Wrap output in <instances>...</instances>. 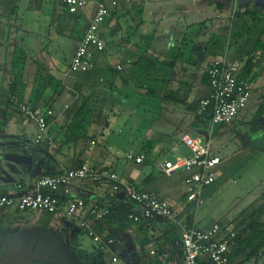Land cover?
I'll return each instance as SVG.
<instances>
[{
    "label": "crops",
    "instance_id": "0c3cea01",
    "mask_svg": "<svg viewBox=\"0 0 264 264\" xmlns=\"http://www.w3.org/2000/svg\"><path fill=\"white\" fill-rule=\"evenodd\" d=\"M97 1L90 0L86 8L71 13L60 0H0V49L6 51L5 59L0 60V188L11 191L17 184H23V190H28L41 175H58L79 167L89 159L98 170H112L120 180L134 183L140 190L168 201L173 216L171 219L155 218L139 224L116 216L109 223L103 220L97 222L96 227L104 231L100 235L115 239L117 244L113 251H109L85 234L91 243H88L89 258L84 264H106L104 256H112V261L117 264H183L184 251L180 244L182 229L198 226L188 211L194 203L187 201L185 204L182 199L186 196L189 173L168 176L159 170V165L164 159L173 160L168 155L178 152L183 135L202 139L209 137L211 122L204 123L198 106L199 100L211 93L205 78L206 69L216 57L220 58L226 52L232 58L240 50L241 44L249 45L247 51L252 48L255 40L260 38L259 32L243 33L238 41L233 36L243 26L249 28L255 25L251 14H258L262 26L264 0H117V6L110 4L111 15L101 25V37L106 49L104 52L93 49L91 53L96 63L95 69L73 73L70 71L72 60L95 15ZM45 6H48L47 9ZM30 12L37 16L29 18ZM43 13L48 17L47 26L45 31H36L34 27ZM236 13L245 15L237 18ZM134 29L135 36L127 39L129 30ZM141 36L147 40L140 39ZM60 38L75 42L73 57L67 63L60 57L56 58V52L48 48ZM225 39H228L227 48L219 51L220 55H215L217 49H211L213 43L216 42L218 47L219 42L221 44ZM230 44L232 49L228 46ZM256 57L257 65L249 80L254 86L253 97L229 123L234 136L246 134L249 129L253 132L249 145L241 151L234 149L233 156L239 158L229 162L232 164L223 165L224 159L219 152L213 151L212 144V153L222 159L217 166V179L213 185L229 177L233 167H238L235 163L253 159L264 152V111H261L264 104V49L258 50ZM18 58H26V67L23 81L16 83L14 64ZM141 58L161 64L160 74L163 77L156 83L153 95L148 93L146 87L139 88L131 79L133 67ZM247 59L248 55H245L239 63L241 72ZM171 63L173 65H169ZM117 66H121L122 70H118ZM48 74L61 82L63 89L56 97H52V91L47 90L45 99L37 104L39 107H51L55 112L50 118L48 136L37 144L36 124L19 117L10 101L14 98V86L15 94H23L24 100L31 101L39 77ZM133 98L136 100L132 101ZM144 98L150 101H146L147 105H144ZM154 98L159 100L158 104L153 102ZM83 99L89 101L86 110H92L89 123L81 112ZM144 107L153 114L155 110L167 109L170 119L175 114L179 115L182 135L179 140L175 138L173 134L176 130L170 127L175 125L169 124L170 120L166 123L168 128L164 129L163 125L158 128L155 123L152 124L138 141L129 139L127 155L130 152L144 154L145 162L138 164L130 161L124 173H119L117 156L121 151L109 136L110 117L114 115L121 120L125 111L136 114ZM115 109L117 112H114ZM82 120L88 127L76 126ZM28 132H33L30 140ZM213 133L212 129L211 142ZM102 137L105 139L102 140ZM91 141L95 144L91 145ZM144 164L151 168L142 167ZM71 197L83 198L88 210L95 205L116 210L122 205L118 199L127 201L126 209L129 212L135 210L134 205H129L131 202L123 190L116 196L112 194L108 180L75 181L71 185ZM263 202L264 194L256 204ZM68 203L69 199L66 198L64 204ZM10 211L13 210L6 212ZM243 212L235 209L222 225L227 230L233 229L231 227L236 225ZM84 215L88 217L87 212ZM57 217H63L66 224L74 226L63 214H57ZM262 220L264 222V218ZM216 222L198 227L208 229ZM172 231L180 237L170 243ZM59 256L62 258L63 255ZM63 264H70L66 256ZM244 264H255V261Z\"/></svg>",
    "mask_w": 264,
    "mask_h": 264
},
{
    "label": "built area",
    "instance_id": "2783aa9c",
    "mask_svg": "<svg viewBox=\"0 0 264 264\" xmlns=\"http://www.w3.org/2000/svg\"><path fill=\"white\" fill-rule=\"evenodd\" d=\"M132 2L133 0H127ZM71 13L86 8L90 0H60ZM117 6V0H98L96 12L91 20L84 38L82 39L71 63V72H88L95 68L96 63L91 58L92 49L104 52L106 45L101 37V25L110 17L111 6ZM122 70L121 66H117ZM209 76L211 94L200 103V110L208 107L213 110L211 125L229 124L238 114L247 107L254 94V86L240 77V64L232 61L226 52L222 57L215 59L206 69ZM20 112L38 125L36 143L39 144L48 136V120L55 115L53 109L34 106L31 101H20L14 97ZM203 140L189 134L182 136V143L190 153L176 157L175 160L164 159L159 170L168 176L180 172H188L186 179L187 201L197 207L205 201L204 191L212 186L217 179L216 169L221 163L220 156L212 153L211 133ZM95 142L91 141V145ZM127 159L138 164L145 162L144 154L130 152ZM92 179L94 182L110 181L112 194L116 196L122 190L128 200L135 206V210L128 214V219L134 223H142L155 218L171 219L173 211L170 203L157 195L140 190L134 183L120 180L117 173L109 169L98 170L89 159L71 170H65L58 175H41L28 190H23V184L6 193H0V209L20 210L21 212L47 211L52 214H63L72 223L78 224L88 238L103 248L113 251L117 241L104 239L96 230L95 224L103 220L109 213L98 205L87 209L83 198L71 197V185L75 181ZM69 199L67 205L64 200ZM88 213V217L84 214ZM236 233H223L222 226L214 223L208 229L191 225L184 227L181 232L180 244L184 251L183 264H227L229 254ZM117 260V258H115ZM135 264V263H133Z\"/></svg>",
    "mask_w": 264,
    "mask_h": 264
},
{
    "label": "rangeland",
    "instance_id": "374dc122",
    "mask_svg": "<svg viewBox=\"0 0 264 264\" xmlns=\"http://www.w3.org/2000/svg\"><path fill=\"white\" fill-rule=\"evenodd\" d=\"M47 7L45 6L46 9ZM34 15V13L30 12L28 17L32 18ZM47 16H49V14H47ZM39 17L40 20L37 21L36 27L34 28L36 31L43 29V31H45L48 23V17H46L45 13ZM263 38L264 37H260L258 40L264 42ZM227 41L228 39H225L224 42L221 41V44L219 42L218 47L216 42L213 43L211 49H217L215 55H220L219 51L227 48ZM245 45H247V43ZM228 46L232 49L231 44ZM35 47L37 48L40 46ZM48 48H51L56 52L54 54L56 58L59 59L60 57L63 59L62 61H64V63H67L73 57L75 42L71 39L60 38L56 40L55 43L50 44ZM4 51L0 49V60L5 59L4 55L6 51ZM152 86L153 85H151V87ZM134 100L136 99L133 98L132 101ZM147 100L148 99L146 98L143 99V101H145L144 105H147V103L150 102ZM153 102L158 104L159 100L154 98ZM11 105L15 107L14 109L19 117L23 120H28L27 122L32 121L24 116L16 105ZM114 112H117V110L115 109ZM125 113L126 114L123 115L124 117L121 120H118L116 116L112 115L110 117L111 123L108 127V129L110 128L111 130L109 136L112 137H110V139L112 138L115 140L113 143H115L121 151V153L117 156L118 161L120 162V167L118 169L119 173L123 174L126 169V165L130 162L127 159V151L130 145L129 139L134 142L138 141L145 135V133L148 132L149 128L152 127V124L155 123V127L158 126V128H161V125H163L164 129L168 128L166 123L170 120L169 124L175 125L170 126L171 129L174 128L176 130L173 134L175 138L179 140L182 135V128H180L182 120L181 117L175 114L170 119L167 109L155 110V113L153 114L152 111L146 110L144 107L136 114H134L133 111L130 113L129 111H125ZM36 127L38 135L39 129L37 124ZM230 128V124H219L213 128V151L215 150L216 152H219V155L225 162L223 165L228 164L230 161L234 162L239 158L233 156V150L237 149V151H241L243 150V147L248 146V142L250 141L253 133L249 129V132L246 134L234 136L231 133ZM32 135L33 132H28V136L30 137L28 138L29 140L32 139ZM103 138L104 137H102V140ZM205 139L206 138L203 140ZM179 145L178 152H172L173 154L168 155L169 159L175 160L177 156H186L190 153V150L183 143ZM162 159L163 158H161V160ZM232 162L229 164H232ZM234 165L238 166L235 168L233 167L234 173L232 172L229 177H224L211 188L205 189V201L202 205L197 208L194 204L188 208L192 219L194 221L196 220L198 226H208L216 221L224 222L226 218L237 208L244 210L245 212V210L255 205L259 200V197L264 194V152L253 159L244 160L235 163ZM142 167L151 168L148 164H144ZM163 179L166 180V178ZM6 189L0 188V193L8 192L9 190ZM182 199L185 204H187V194ZM6 211L5 209H0V247L6 245L9 250H12L23 244L26 248L32 250L35 258L42 264H63L60 262L61 258H59L58 255L56 256L54 250H52L51 245L53 246V244H58L64 248L65 253L67 254L66 257L70 264H84V262L89 258L88 243H91V240L85 236L83 231L80 233L81 230L78 224L75 223L74 226L71 227L68 223L66 224V220L63 217L58 218L57 214L52 216V214L47 211L19 213L15 212L16 209L10 212ZM81 236H83V238ZM8 252L3 254V256L0 255V260H11L12 256L9 255ZM107 257L108 256H104L106 264H117L112 261V256L109 258ZM20 264L30 263L28 262V259L25 258ZM118 264H121V262Z\"/></svg>",
    "mask_w": 264,
    "mask_h": 264
},
{
    "label": "trees",
    "instance_id": "16d2710c",
    "mask_svg": "<svg viewBox=\"0 0 264 264\" xmlns=\"http://www.w3.org/2000/svg\"><path fill=\"white\" fill-rule=\"evenodd\" d=\"M235 15L237 18H241L245 14L243 15L241 13H236ZM251 15L253 16L252 21H255V25H253L252 27L249 26V28L243 26V28H241V30L237 34H235L234 36L235 41H238L239 37L243 36L244 34H252L256 32L260 33V37L261 36L264 37V22H262L263 26L260 27L261 22L258 21V14L255 13ZM135 34H136L135 29L129 30V35L126 38L129 39L132 36H135ZM140 39L147 40L145 37H142V36L140 37ZM258 39L255 40L250 50L247 51V49L249 48L248 47L249 45L241 44L240 50L237 53H235L232 56V58L229 57L232 61H235L239 64L240 62L243 61V58L245 57V55H248V59L245 61L244 67L242 68V72L240 73V77L244 80H248V81L250 80V75L252 74V72L254 71L257 65L256 52L258 50L264 49V42H261ZM215 59H217V57ZM215 59L213 61H215ZM160 65L161 64L158 61L150 62L146 58H141L139 61H137V64L133 67L134 71L132 72L131 79L134 81L135 85H137L139 88L146 87L149 90L148 93L153 95V92L156 89L155 88L156 83L161 79V77H163V75L160 74L161 72ZM169 65H173V63ZM25 67H26V58H18V60L14 64V70L16 71V75H17L16 83L23 81L25 77L24 76ZM205 78L210 86L209 76L207 72H206ZM151 85L153 86L151 87ZM62 89H63L62 83L57 81L51 75L48 74L46 76H40L39 84L34 93V97L31 99V102L33 103L34 106H38L37 104L41 100L45 99V92L47 90H51L52 97H56L62 92ZM12 91L14 93V97L18 98L20 101H26L24 100L23 94H20V95L15 94L16 93L15 86L13 87ZM48 100L51 101V99H48ZM202 100L203 99L199 100V104H198L199 108H200V103ZM50 101H48V103H50ZM88 102L89 101L87 99H83L82 106H81L82 107L81 112L84 113V116H85L84 119L86 122L89 121V118L92 113V110H89V111L86 110V107L88 106ZM10 103L16 105L15 103L11 101ZM48 108H51V107H48ZM261 111L262 112L264 111V104L261 107ZM212 113H213V110L211 107H208L206 110L201 111V116L205 124H207L208 122L209 123L211 122ZM83 121L84 120H82L80 123H77L76 126L79 128H82L87 125L86 127H88V124L85 125ZM49 123H50V119L48 120V124ZM107 124L109 125V122ZM118 201L122 205H120V207H118L116 210L113 208L110 209L108 215L103 219V221L105 222L108 221L109 223V221L111 222L115 219L114 218L115 216L116 218H119L121 220L129 221L128 214L130 212L128 208L126 209V207H128V204L126 203L127 201L125 199L123 200L118 199ZM129 205H133V204L131 203ZM16 211L18 213L21 212L20 210H16ZM53 215L55 214H52V216ZM263 218H264V202L261 204L253 205L247 210H245L242 217L237 220L236 225L231 230L229 229L227 230L226 227L222 225L223 222H219V224L222 226L224 234L229 235L231 232L236 233V238L234 239L233 245L231 247V252L229 254L228 263L238 260L239 261L238 264H244L245 262H250V261H255V264H264V222L262 220ZM95 228L99 234L103 235L104 231L96 227V224H95ZM172 232L174 233H173V236L171 237L170 243L174 242L176 239H179L180 237L179 234L176 233L175 231H172ZM104 239H107V238H104Z\"/></svg>",
    "mask_w": 264,
    "mask_h": 264
},
{
    "label": "flooded vegetation",
    "instance_id": "af4514ba",
    "mask_svg": "<svg viewBox=\"0 0 264 264\" xmlns=\"http://www.w3.org/2000/svg\"><path fill=\"white\" fill-rule=\"evenodd\" d=\"M51 247H52V250H54L56 256L57 255L59 256V254L63 255L62 259L65 261V256L67 254L65 253L64 248H62V246H60L58 244H53V246L51 245ZM7 252H8L9 255L12 256V257L9 256V257H11V260L10 259L8 261L0 260V264H20L21 261L23 259H25V258L28 259V262L30 264H42L35 258V256L33 255L32 250L29 249V248H26L25 245H23V244H21L18 247H15L12 250H9L6 247V245L0 247V255L3 256V254H5ZM59 258H60V256H59Z\"/></svg>",
    "mask_w": 264,
    "mask_h": 264
},
{
    "label": "water",
    "instance_id": "95a60500",
    "mask_svg": "<svg viewBox=\"0 0 264 264\" xmlns=\"http://www.w3.org/2000/svg\"><path fill=\"white\" fill-rule=\"evenodd\" d=\"M60 262H61V263H64V260L61 258V259H60Z\"/></svg>",
    "mask_w": 264,
    "mask_h": 264
}]
</instances>
